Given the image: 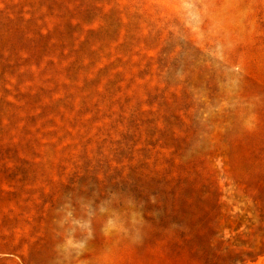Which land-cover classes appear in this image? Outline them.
Masks as SVG:
<instances>
[{"label":"rangeland","instance_id":"rangeland-1","mask_svg":"<svg viewBox=\"0 0 264 264\" xmlns=\"http://www.w3.org/2000/svg\"><path fill=\"white\" fill-rule=\"evenodd\" d=\"M264 264V0H0V264Z\"/></svg>","mask_w":264,"mask_h":264},{"label":"crops","instance_id":"crops-1","mask_svg":"<svg viewBox=\"0 0 264 264\" xmlns=\"http://www.w3.org/2000/svg\"><path fill=\"white\" fill-rule=\"evenodd\" d=\"M84 257L87 258V259H89V258H95L96 261H98V264H99L100 255H87V254H85Z\"/></svg>","mask_w":264,"mask_h":264}]
</instances>
